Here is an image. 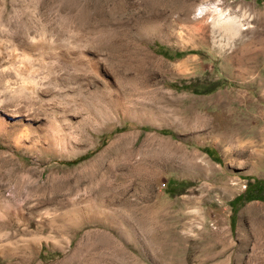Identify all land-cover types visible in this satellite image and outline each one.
<instances>
[{
	"label": "rangeland",
	"instance_id": "obj_1",
	"mask_svg": "<svg viewBox=\"0 0 264 264\" xmlns=\"http://www.w3.org/2000/svg\"><path fill=\"white\" fill-rule=\"evenodd\" d=\"M249 177L264 0H0V264H264Z\"/></svg>",
	"mask_w": 264,
	"mask_h": 264
},
{
	"label": "trees",
	"instance_id": "obj_2",
	"mask_svg": "<svg viewBox=\"0 0 264 264\" xmlns=\"http://www.w3.org/2000/svg\"><path fill=\"white\" fill-rule=\"evenodd\" d=\"M161 53H163L165 56H170L167 51L159 50ZM183 51H176L174 55H180ZM148 127H143V129H147ZM162 133H170V130L168 129H159ZM204 150H206L209 154H212V149L208 147H204ZM172 189H175L173 187ZM252 199H264V178H253V180H250V177L248 178L246 182V186L244 190L237 194L232 200L231 204L234 208V212L237 205H241L242 203L252 200ZM234 220V213L232 215V222Z\"/></svg>",
	"mask_w": 264,
	"mask_h": 264
},
{
	"label": "bare ground",
	"instance_id": "obj_3",
	"mask_svg": "<svg viewBox=\"0 0 264 264\" xmlns=\"http://www.w3.org/2000/svg\"><path fill=\"white\" fill-rule=\"evenodd\" d=\"M151 1H156V0H151ZM174 1V0H173ZM178 2V1H177ZM222 11V10H221ZM226 16V15H225ZM236 21L233 17H219L215 22H214V26L221 28L222 30H224L225 32L229 33L232 35V33H235L237 31L236 28ZM153 25L149 26L145 29L144 32H149L151 30H153ZM155 27V26H154ZM152 28V29H151ZM152 32V31H151ZM150 33V32H149ZM236 34V33H235Z\"/></svg>",
	"mask_w": 264,
	"mask_h": 264
}]
</instances>
